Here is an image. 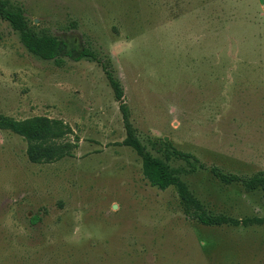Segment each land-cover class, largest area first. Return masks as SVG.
<instances>
[{
	"label": "rangeland",
	"instance_id": "374dc122",
	"mask_svg": "<svg viewBox=\"0 0 264 264\" xmlns=\"http://www.w3.org/2000/svg\"><path fill=\"white\" fill-rule=\"evenodd\" d=\"M29 26L98 61L39 59L0 18V116L61 120L67 156L33 163L0 131V264H264V225L206 227L145 178L121 82L148 150L213 214L264 217V193L211 173L264 172V14L258 0H9ZM170 144V145H168ZM197 156L193 172L173 149ZM186 210V211H185Z\"/></svg>",
	"mask_w": 264,
	"mask_h": 264
},
{
	"label": "trees",
	"instance_id": "16d2710c",
	"mask_svg": "<svg viewBox=\"0 0 264 264\" xmlns=\"http://www.w3.org/2000/svg\"><path fill=\"white\" fill-rule=\"evenodd\" d=\"M0 18L7 21L13 30L19 34L20 40L27 51L39 59L54 61L59 66L63 64L65 58L77 62L84 59L99 60L97 52L91 47L78 50L69 42L50 33L32 30L23 10L11 6L9 0H0ZM103 68L114 90L115 98L120 103V111L127 135L122 145L132 148L142 159L145 178L153 187L164 191L175 188L185 209L193 211L198 223L206 227L248 228L264 225V217L236 219L223 214L210 213L201 200L193 194L188 184L181 178L180 173L172 169L165 160L154 156L148 150L132 121L131 109L124 101L125 92L121 82L107 65H103ZM0 131H9L23 137L28 142L27 155L33 163H53L66 157L68 153L65 148H55L49 145V142L72 133V129L63 121L45 116L26 120H15L7 116H0ZM172 155L188 163L193 172L208 169L197 156L191 153L174 148ZM210 171L216 179L226 185L241 184L248 192L262 191L264 193V172H259L250 177H243L234 173H226L218 167H212Z\"/></svg>",
	"mask_w": 264,
	"mask_h": 264
},
{
	"label": "crops",
	"instance_id": "0c3cea01",
	"mask_svg": "<svg viewBox=\"0 0 264 264\" xmlns=\"http://www.w3.org/2000/svg\"><path fill=\"white\" fill-rule=\"evenodd\" d=\"M258 2L262 6V8H263V14H264V0H258Z\"/></svg>",
	"mask_w": 264,
	"mask_h": 264
}]
</instances>
